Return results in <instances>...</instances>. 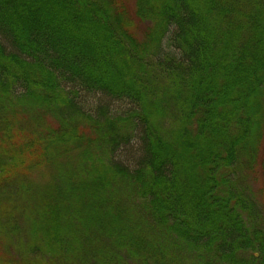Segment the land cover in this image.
<instances>
[{"label":"trees","instance_id":"obj_1","mask_svg":"<svg viewBox=\"0 0 264 264\" xmlns=\"http://www.w3.org/2000/svg\"><path fill=\"white\" fill-rule=\"evenodd\" d=\"M0 0V264H264V0Z\"/></svg>","mask_w":264,"mask_h":264},{"label":"rangeland","instance_id":"obj_2","mask_svg":"<svg viewBox=\"0 0 264 264\" xmlns=\"http://www.w3.org/2000/svg\"><path fill=\"white\" fill-rule=\"evenodd\" d=\"M129 7L132 8L133 0L128 1ZM264 136V133H263ZM257 167L254 173L244 175L243 184L249 189L254 198L259 202L261 207L264 205V144L259 153ZM264 212V209H263Z\"/></svg>","mask_w":264,"mask_h":264}]
</instances>
